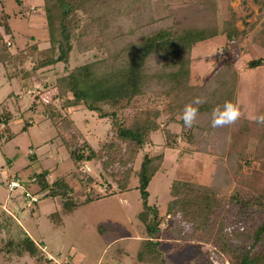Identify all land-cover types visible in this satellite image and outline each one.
Listing matches in <instances>:
<instances>
[{
  "label": "trees",
  "instance_id": "obj_1",
  "mask_svg": "<svg viewBox=\"0 0 264 264\" xmlns=\"http://www.w3.org/2000/svg\"><path fill=\"white\" fill-rule=\"evenodd\" d=\"M3 1L0 0V64L19 61L22 65L24 58L30 57L33 71L21 69L18 80L22 86H25L23 81L30 80L32 86L37 87L33 107L43 104V114L56 127L57 136L78 168L84 162L101 158L104 167L116 168L112 177L119 191H125L134 160L152 141L151 132L159 128L153 119L159 113L156 107L166 108L169 101L175 111L182 112L196 97L205 101L199 106L198 114L203 125L196 122L183 132V120L178 121L180 134L187 141L195 142L194 129L205 131V135L207 131L222 134L219 150L222 155L229 156L228 164L234 171H239L242 164H250L251 159L264 156V133L251 151H247V146L238 139L240 127L237 124L241 125V118L231 126L212 127L214 108H222L226 101L237 105L238 73L233 67L225 62L210 74L205 86L191 84V50L216 34L212 27L216 20L211 19L207 6L204 10L208 16L202 19V26H195L190 22L192 18L186 21L170 14L162 0H44L49 46L40 49L34 43L26 53H14L10 49V38L14 41V35ZM14 1L20 4L22 0ZM261 3L264 4V0ZM231 26L230 19L224 21L222 30H226L228 38L236 34V29ZM262 37L264 43V34ZM92 49L101 55L74 67H65V72L54 82H38L37 70L57 63L68 64L73 50L85 53ZM262 64L263 58L248 62L250 68ZM12 76L17 77L18 73ZM80 106L110 122L112 136L98 150L82 133H77L78 126L71 110ZM130 107L136 109L127 115L125 110ZM11 119V111L1 105L0 140L7 141L15 135L10 129ZM138 120L142 125H136ZM170 120L174 118L170 117ZM162 129L165 146H172L169 143L172 131L166 125ZM30 156L36 158L32 151ZM162 161V153L146 151L135 170L143 203L139 216L149 236L144 242L156 245L159 238L202 242L209 244L217 255H221V261L227 260L229 264H264V188L244 195L234 191L226 198L217 187L222 180L219 177L213 183L217 186L174 180L170 186L172 198L161 216L154 205L148 204L147 187ZM48 175V169L34 170L29 181L38 184L46 195L60 197L64 212L100 198L86 195L84 199L75 200L73 188L63 175L52 181L48 180ZM92 181L93 178L86 177L87 183ZM50 216L61 220L57 212ZM4 247L7 252L19 256L38 253L36 243L28 235L9 239ZM38 260L39 264H44L49 258L41 253ZM163 262L164 259L159 257L150 263Z\"/></svg>",
  "mask_w": 264,
  "mask_h": 264
},
{
  "label": "rangeland",
  "instance_id": "obj_2",
  "mask_svg": "<svg viewBox=\"0 0 264 264\" xmlns=\"http://www.w3.org/2000/svg\"><path fill=\"white\" fill-rule=\"evenodd\" d=\"M162 1L170 14L186 21L192 18L190 22L195 26H202V19L208 16L204 9L206 6L210 9L211 19L216 21L213 26L210 24L214 20L208 25L216 34L193 46L190 81L192 85L205 86L210 74L225 62L237 71L236 98L243 120L242 127L237 124L240 127L237 137L247 146L246 150L251 151L264 133V125L256 122L259 116L264 115V64L248 66L250 60L264 59V43L261 41L264 34L263 4L260 0H195V4L191 0ZM43 2L22 0L18 4L14 0L3 1L14 35V41L10 38V49L14 53H24L34 43L40 49L49 46ZM227 19L236 29V34L230 38L226 30H222ZM98 55L101 53L96 49L85 53L73 50L68 64L57 63L37 70L35 74L39 83L54 82L65 72V67H74ZM23 63L10 61L0 64V106L4 105L11 111L10 129L15 134L7 141L0 140V264H39L41 253L49 258L44 264H76L81 254L85 259L80 264H151L159 257L164 259L163 264H214L212 257L216 253L207 243L164 238H159L156 245L144 242L149 236L139 216L143 203L135 174L140 159L146 151L163 155L160 168L147 187L148 204L154 205L163 216L167 202L172 198L170 186L174 180L217 186L214 180L219 177L222 180L217 187L226 198L234 191L241 195L258 192L264 188V156L253 160L248 155L251 163L242 164L239 171H234V167L228 164L229 156L222 155L219 150L222 134H218L219 137L217 133L207 131L205 135V131L194 129L195 142L190 143L180 134L178 121L182 119L183 111H175L168 101L166 108L162 105L156 107L159 113L153 119L159 128L151 132L152 141L137 155L127 189L120 192L111 174L116 168L104 167L101 158L84 162L79 168L76 166L57 136L56 127L43 114V104L33 107L37 87H33L30 80L23 81L25 86H22L18 80L21 69L33 71L29 56ZM16 72L18 76L13 77ZM181 100L184 101L183 98ZM135 109L130 107L125 113L129 115ZM71 115L78 126L77 133H82L94 149L98 150L101 144L109 142L112 135L108 119L98 118L83 106L73 108ZM196 122L203 125L200 116ZM136 125H142V121L138 120ZM165 125L172 131L169 137L172 146H165L162 129ZM183 129L186 132L188 127ZM31 151L35 159H31ZM41 169L49 170V181L63 175L73 188L75 200L84 199L86 195L100 198L78 205L71 212H64L60 197L46 195L38 184L29 181L32 171ZM86 177L93 178V181L87 183ZM14 178H20L24 184L11 188L9 183ZM25 191L35 195L37 202L30 203ZM54 212L59 213L61 220L50 216ZM25 235L36 243L37 254L19 256L4 249L7 240ZM217 256L221 259V255Z\"/></svg>",
  "mask_w": 264,
  "mask_h": 264
},
{
  "label": "clouds",
  "instance_id": "obj_3",
  "mask_svg": "<svg viewBox=\"0 0 264 264\" xmlns=\"http://www.w3.org/2000/svg\"><path fill=\"white\" fill-rule=\"evenodd\" d=\"M205 101L199 97H196L192 102L186 104L182 113V120L185 127L191 128L197 120L199 114V106ZM239 107L231 101H226L223 107H216L212 111V127L222 128L226 126L234 125L240 118ZM258 124L264 125V115L257 118ZM85 259L84 255L81 254L76 261V264Z\"/></svg>",
  "mask_w": 264,
  "mask_h": 264
},
{
  "label": "built area",
  "instance_id": "obj_4",
  "mask_svg": "<svg viewBox=\"0 0 264 264\" xmlns=\"http://www.w3.org/2000/svg\"><path fill=\"white\" fill-rule=\"evenodd\" d=\"M22 184H24V182H22L20 178H14V179H11L9 186L11 188H15V187L21 186ZM24 194L29 199L30 203L37 202V200H38L37 197L35 195H33L31 192L25 191ZM214 255L215 256L212 257L214 264H229V262L227 260L221 261V259H218V256L216 254H214Z\"/></svg>",
  "mask_w": 264,
  "mask_h": 264
},
{
  "label": "crops",
  "instance_id": "obj_5",
  "mask_svg": "<svg viewBox=\"0 0 264 264\" xmlns=\"http://www.w3.org/2000/svg\"><path fill=\"white\" fill-rule=\"evenodd\" d=\"M262 0H260V2H261ZM263 6H264V4H263ZM262 7V6H261Z\"/></svg>",
  "mask_w": 264,
  "mask_h": 264
}]
</instances>
